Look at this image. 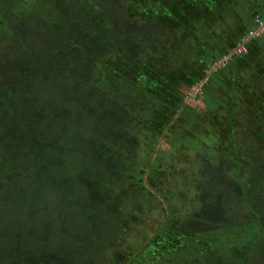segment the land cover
I'll return each mask as SVG.
<instances>
[{
    "label": "trees",
    "instance_id": "1",
    "mask_svg": "<svg viewBox=\"0 0 264 264\" xmlns=\"http://www.w3.org/2000/svg\"><path fill=\"white\" fill-rule=\"evenodd\" d=\"M256 13L264 0H0V264H264V37L185 101ZM176 143L182 165L162 170Z\"/></svg>",
    "mask_w": 264,
    "mask_h": 264
},
{
    "label": "rangeland",
    "instance_id": "2",
    "mask_svg": "<svg viewBox=\"0 0 264 264\" xmlns=\"http://www.w3.org/2000/svg\"><path fill=\"white\" fill-rule=\"evenodd\" d=\"M220 99V98H219ZM208 102H206V108H204L203 109V111L202 110H200L201 112H200V115H202V114H204V116L209 120V119H213V118H210L211 116H209V117H207L206 116V111L208 110V109H212V106H211V104H210V102H209V100H207ZM197 102V100L196 101H187L186 102V104H194V103H196ZM197 104H200V103H197ZM201 120V122H202V120H203V118H201L200 119ZM203 123V122H202ZM212 123H214V125H221L219 122H218V120H216V119H213V122ZM217 123V124H216ZM190 128H193V126H189V124L187 125V129H190ZM197 131L199 132V133H201V141L202 142H200V147H201V149L202 148H205V150H206V152L208 153V157L210 158V159H217L218 157H217V155L215 154H213L212 153V151L213 152H215V150H212V145H214V147H215V149L216 150H218L219 151V149L220 148H223V146L222 145H219V143H220V141H222V139H220L219 137H220V134H223V133H220L221 131L220 130H215V128H213V126L211 125V121H207V122H204L203 124H202V126L200 127V128H198L197 129ZM184 133V132H183ZM225 136V135H224ZM185 139V138H184ZM224 140H225V138H224ZM226 140H228L227 138H226ZM181 142H183V141H181ZM176 145V147L175 148H173V149H171V148H165V151H167V153H168V155H164L166 158L165 159H162V158H160V159H157L158 160V162H159V164L162 166V170H166V169H168L170 166H171V164L172 163H176L177 165L179 164H181L182 165V163H181V161L182 160H184L183 159V154L184 153H182L183 151H184V147L182 146V143L181 144H178V143H176L175 144ZM162 146L163 147H165V145H164V143H162ZM176 148H178V149H176ZM158 149V148H157ZM163 149V148H162ZM176 149V150H175ZM185 150H186V148H185ZM221 150V149H220ZM202 151V150H201ZM177 153H180L178 156L179 157H182V159H180V158H176L175 156L174 157H172L174 154H177ZM185 153H186V151H185ZM210 154H212V155H210ZM228 154V153H227ZM191 155H194V154H191ZM229 155V154H228ZM216 156V157H215ZM156 158V157H155ZM191 158H193V156H191ZM186 161H192V159H188V160H186ZM198 167V166H197ZM195 168V167H193V171H198V169H199V167L198 168ZM194 169H196V170H194ZM178 171H180V169H178L177 170V174L175 173V176L174 177H176V179H179L180 180V182H182L183 180H184V178H185V174L183 173V172H178ZM194 174V173H193ZM165 178H167V177H165ZM174 188H175V186H174ZM192 201H194V198H192ZM162 216H163V211H162V209H158L156 212H155V214H154V221H155V223H154V225H156L157 224V222L159 221H161V219H162Z\"/></svg>",
    "mask_w": 264,
    "mask_h": 264
},
{
    "label": "built area",
    "instance_id": "3",
    "mask_svg": "<svg viewBox=\"0 0 264 264\" xmlns=\"http://www.w3.org/2000/svg\"><path fill=\"white\" fill-rule=\"evenodd\" d=\"M264 37V18L257 17L255 20V26L252 28L239 42L237 47L228 53L227 55L220 58L212 68L207 71V77L201 81L197 86L191 89L186 96L187 101H196L200 103L201 97L203 96V87L207 83L208 77L219 70L225 69L236 56H245L248 53V45L253 40H259Z\"/></svg>",
    "mask_w": 264,
    "mask_h": 264
},
{
    "label": "crops",
    "instance_id": "4",
    "mask_svg": "<svg viewBox=\"0 0 264 264\" xmlns=\"http://www.w3.org/2000/svg\"><path fill=\"white\" fill-rule=\"evenodd\" d=\"M257 17H259V15H257V13L254 14V19H253L254 21H253V23H252V27H253V28H254V26H255V20H256Z\"/></svg>",
    "mask_w": 264,
    "mask_h": 264
}]
</instances>
